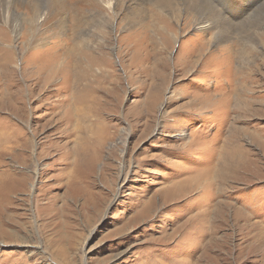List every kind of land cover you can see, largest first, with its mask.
I'll return each mask as SVG.
<instances>
[{
	"label": "rangeland",
	"instance_id": "1",
	"mask_svg": "<svg viewBox=\"0 0 264 264\" xmlns=\"http://www.w3.org/2000/svg\"><path fill=\"white\" fill-rule=\"evenodd\" d=\"M28 1L0 14V264H264V0L225 32L209 0Z\"/></svg>",
	"mask_w": 264,
	"mask_h": 264
},
{
	"label": "bare ground",
	"instance_id": "2",
	"mask_svg": "<svg viewBox=\"0 0 264 264\" xmlns=\"http://www.w3.org/2000/svg\"><path fill=\"white\" fill-rule=\"evenodd\" d=\"M80 2L82 1V0H79ZM90 1V0H89ZM93 1V0H92ZM96 1V0H95ZM100 1V0H99ZM138 1H140V2H144V1H148V0H138ZM151 2H154V3H158V2H161V5H165V6H167V5H178V1H180V0H150ZM182 2L178 5V6H184L185 7V5L187 6V7H189L188 9L189 10H191L192 9V7H194L196 4H197V1H200V0H181ZM239 1L240 0H232V3L233 2H235L236 3V5L237 6H240V4L241 3H239ZM248 2H246V1H244L245 3H247V5L249 6L252 2H254L253 0H247ZM4 2H5V0H0V14H1V8L4 6ZM29 2V1H28ZM32 2H34V1H30L29 3H32ZM97 2H98V0H97ZM229 2H230V0H229ZM17 3V2H16ZM49 3H50V5L52 6V7H55V12L52 14V15H55V17L56 16H59L63 11H67L68 10V7H71L70 5H69V2L67 1V0H49ZM85 3H87V2H85ZM91 3V2H90ZM89 3V4H90ZM94 3V2H93ZM96 3V2H95ZM94 3V4H95ZM99 3V2H98ZM102 3H103V5H104V8L105 9H107V11H108V13L109 12H111L112 11V9H113V7H114V4L116 3V1L115 0H103L102 1ZM231 3V4H232ZM243 3V2H242ZM226 4H228V3H226ZM91 5V4H90ZM93 5V4H92ZM91 5V6H92ZM97 5H99V4H97ZM155 5V4H154ZM223 6V7H222ZM224 6H225V2L223 3V0H209V3H208V6H207V8H208V15L207 16H209V19H210V21L211 22H214L215 24H220L218 27H211V26H205V27H201V30L202 29H205V28H214V29H218V30H220V31H223V32H225V31H228V26H230L229 24H227V22L228 21H230L231 22V20H230V18H238L239 17V15H241V14H238V16L235 14H233L232 12H230L228 15H227V13L225 14V11H224ZM248 6H246V7H248ZM96 7V6H95ZM98 7V6H97ZM228 7V6H227ZM103 8V9H104ZM251 8V7H250ZM97 9V8H96ZM99 9V8H98ZM97 9V10H98ZM246 9V8H245ZM95 10V9H94ZM137 11L136 12H132V18L133 19H136V18H138V17H140L141 15H142V13H143V11L142 10H138V9H136ZM228 10V9H227ZM234 10H236V9H234ZM101 11V10H100ZM135 11V10H134ZM232 11V10H231ZM41 11H39L38 13H40ZM237 12H239V11H237L236 10V12H234V13H237ZM103 13V12H102ZM243 13V12H242ZM64 14V13H63ZM79 14V12L77 13V15ZM139 14H140V16H139ZM79 16V15H78ZM59 18V17H58ZM42 19H44V18H42ZM137 20V19H136ZM237 20V19H236ZM140 21V20H139ZM235 21V20H234ZM40 22H42L41 20H40ZM62 22V21H61ZM60 21H59V26H60V23H61ZM80 24L81 23V21H78L77 22V24ZM222 23H224V24H222ZM51 24V23H50ZM58 24V23H57ZM78 24V25H79ZM61 25H63V23L61 24ZM222 25H224L223 27H221ZM81 27V26H80ZM58 28V27H57ZM78 28V27H77ZM59 29V28H58ZM62 29H63V26H62ZM242 29V28H241ZM235 30V29H234ZM261 41V40H260ZM232 47V46H231ZM229 48V47H228ZM246 49V48H245ZM7 63V62H6ZM76 66V65H75ZM61 66H59V68H60ZM187 67V66H186ZM59 68H58V70H59ZM63 68V67H62ZM87 70L89 71L90 70V68H92L93 69V66H91V65H87ZM77 69V68H76ZM60 73V72H59ZM82 73V72H81ZM81 73H76V74H74V76H73V81H72V88H73V94L74 95H77V98H73V99H69V98H67V97H65V99L64 100H66V102H68L69 103V101H71V100H74V103L79 99V97H78V94L81 92V90L82 89H86L85 87H83V88H81V84L83 83V81L85 80L86 81V79H87V76H91V73H89V72H86V74H84V73H82V75H81ZM93 73V72H92ZM98 76V75H97ZM101 76V75H100ZM63 81V80H62ZM85 84H87V82L85 83ZM88 85V84H87ZM42 86V85H41ZM57 89V88H56ZM242 89V88H241ZM90 90V89H89ZM242 91V90H241ZM70 92V91H69ZM87 92V91H86ZM67 93V92H66ZM81 94H83V93H81ZM54 95V94H53ZM72 95V94H71ZM90 95V94H89ZM46 98V97H45ZM51 98V97H50ZM91 99V98H90ZM82 101H83V99H82ZM81 101V102H82ZM94 102V101H93ZM73 103V102H72ZM88 103H90V102H88ZM256 104V103H255ZM49 105V104H48ZM77 105V104H76ZM82 105V104H81ZM83 106V105H82ZM90 106V105H89ZM200 106V105H199ZM205 106V105H204ZM248 106V105H247ZM77 111H80V113H77L76 115L78 116V118H79V122H78V120H77V122H78V125L80 126L79 127V129H80V133H81V135H80V141L79 142H81V145H80V143L78 144L79 146H80V148L78 149V152H79V150H83V151H85V150H89L88 148H87V146H89L90 144H89V142H90V140L89 141H87V134H89L88 132H90V130L89 129H91V126H93V124L92 125H88V131L87 130H85L84 128H86V127H84V126H82V124H84L85 125V123L86 122H92V119H94V113L96 112L94 109L95 108H93L92 106L91 107H88L87 108V110H85L86 108H78L77 106H73ZM80 107V106H79ZM69 108L71 109L72 108V105L70 104L69 105ZM50 109V108H49ZM48 109V110H49ZM51 110V109H50ZM72 110V109H71ZM197 110H204V107H201V108H199V109H197ZM261 114V113H260ZM96 117V116H95ZM61 119V118H60ZM74 119V118H73ZM97 120V119H96ZM62 121V120H61ZM65 121V120H64ZM99 121V120H98ZM76 122V123H77ZM74 125V124H73ZM97 125V124H96ZM95 125V126H96ZM73 128V127H72ZM79 129H77V130H79ZM92 129H93V127H92ZM73 130V129H72ZM79 132V131H78ZM239 135V134H238ZM96 137V136H95ZM98 137V136H97ZM91 138V137H90ZM99 138V137H98ZM94 143V142H93ZM237 143V142H236ZM95 146V145H94ZM235 146V145H234ZM238 146V145H237ZM90 147H91V145H90ZM99 147H101V145H100V143L98 142V145L96 146V149H94L93 147V149H94V154H93V156H92V160L89 162L91 165H93L95 162H96V160H97V157H98V155H99V152H98V148ZM239 147V146H238ZM4 151V150H3ZM2 150H1V152H3ZM92 152V151H91ZM4 153V152H3ZM87 153V152H86ZM235 154V155H234ZM234 154L232 155L231 154V156H227V161H230V162H232V164L231 163H229L230 165H232L233 166V163H235L236 164V161H235V159H237V156H240L241 155V153H239L236 149H235V152H234ZM76 156H77V154H76ZM234 156V157H233ZM236 156V157H235ZM3 157V156H2ZM90 157V156H89ZM239 159V158H238ZM89 164V165H90ZM90 165V166H91ZM231 166V167H232ZM232 170V169H231ZM90 173V172H89ZM3 178V177H2ZM28 178V177H27ZM29 180V179H28ZM3 183V182H2ZM2 185V184H1ZM4 199V196H2V192H1V187H0V200H3Z\"/></svg>",
	"mask_w": 264,
	"mask_h": 264
}]
</instances>
